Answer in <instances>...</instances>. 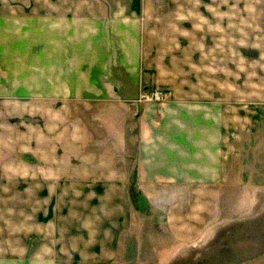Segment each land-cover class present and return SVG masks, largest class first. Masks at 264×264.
<instances>
[{"label": "crops", "instance_id": "crops-1", "mask_svg": "<svg viewBox=\"0 0 264 264\" xmlns=\"http://www.w3.org/2000/svg\"><path fill=\"white\" fill-rule=\"evenodd\" d=\"M208 11L207 0H0V264H107L141 215L134 198L184 246L215 235L225 196L251 212L255 108L174 87L137 100L170 85L157 37H207L176 26Z\"/></svg>", "mask_w": 264, "mask_h": 264}, {"label": "rangeland", "instance_id": "rangeland-1", "mask_svg": "<svg viewBox=\"0 0 264 264\" xmlns=\"http://www.w3.org/2000/svg\"><path fill=\"white\" fill-rule=\"evenodd\" d=\"M207 4V22L185 21L181 26L182 22H177L176 26L180 30L191 28L193 34L207 28V37L195 34L157 37L164 46L160 63L170 84L158 88L172 92L170 87H174L179 92L193 94L217 93L225 105L237 103L255 108L256 129L261 130L264 128V0H207ZM215 13H221V19H215ZM165 31L162 26L159 28V32ZM254 161L252 187L257 188V197L250 213L242 214L238 209L246 197L225 196L220 212L223 225L215 235L205 243L184 246L169 244L162 229L154 230L152 226L157 224V219L152 216L150 206L142 198H134L138 199L141 215L133 213L132 230L124 237L122 230L107 264H237L264 253L263 135L256 141Z\"/></svg>", "mask_w": 264, "mask_h": 264}, {"label": "built area", "instance_id": "built-area-1", "mask_svg": "<svg viewBox=\"0 0 264 264\" xmlns=\"http://www.w3.org/2000/svg\"><path fill=\"white\" fill-rule=\"evenodd\" d=\"M171 95V92L169 90H163V89H143L139 93L138 101L139 102H156L160 103L168 99Z\"/></svg>", "mask_w": 264, "mask_h": 264}]
</instances>
